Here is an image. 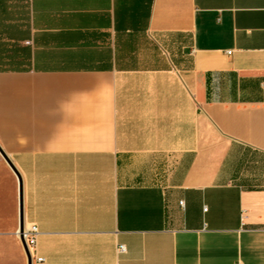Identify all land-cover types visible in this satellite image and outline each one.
Returning <instances> with one entry per match:
<instances>
[{
    "label": "crops",
    "instance_id": "obj_1",
    "mask_svg": "<svg viewBox=\"0 0 264 264\" xmlns=\"http://www.w3.org/2000/svg\"><path fill=\"white\" fill-rule=\"evenodd\" d=\"M263 87L264 0H0L32 264H264ZM18 226L0 155V264Z\"/></svg>",
    "mask_w": 264,
    "mask_h": 264
},
{
    "label": "water",
    "instance_id": "obj_2",
    "mask_svg": "<svg viewBox=\"0 0 264 264\" xmlns=\"http://www.w3.org/2000/svg\"><path fill=\"white\" fill-rule=\"evenodd\" d=\"M0 155L1 157L8 163L9 167L12 169L14 175L17 178V183H18V212H19V226H18V234H19V239L26 257L27 264H32V259L30 256V253L26 247L24 238H23V210H22V179L20 174L14 169L13 165L10 163L8 158L5 156L3 151L0 148Z\"/></svg>",
    "mask_w": 264,
    "mask_h": 264
},
{
    "label": "built area",
    "instance_id": "obj_3",
    "mask_svg": "<svg viewBox=\"0 0 264 264\" xmlns=\"http://www.w3.org/2000/svg\"><path fill=\"white\" fill-rule=\"evenodd\" d=\"M263 96H264V87H263ZM38 234H39V232H38V229L35 225H30L28 228H24V230H23V238H24L26 247L30 253L32 262L35 261L36 263L43 261V259L41 257L35 256V248H36ZM17 235L19 237L18 233H17ZM118 251L124 252L125 251L124 246L119 245Z\"/></svg>",
    "mask_w": 264,
    "mask_h": 264
}]
</instances>
